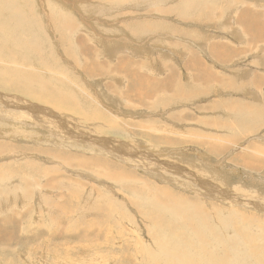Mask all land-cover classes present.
<instances>
[{
  "label": "rangeland",
  "instance_id": "rangeland-1",
  "mask_svg": "<svg viewBox=\"0 0 264 264\" xmlns=\"http://www.w3.org/2000/svg\"><path fill=\"white\" fill-rule=\"evenodd\" d=\"M28 1L42 18L40 28L32 27L39 33L23 35L15 48L0 40V190L6 195L0 213L14 209L21 223L0 224V264H155L151 256L163 246L177 248L168 254L191 256V264H209L219 253L206 252L214 244L235 253L227 240L203 242L211 232L205 224L215 229L218 216L227 225L240 223L236 251L246 246L249 263L264 264V200L249 198L254 204L246 200L249 207L239 210L188 189L200 188L193 182L199 180L177 171L190 161L200 174L210 172L209 180L229 184L233 200L243 187L264 189L263 169L238 161L246 154L264 165V90L257 87L260 76L252 82L264 77V46L235 28L244 14L142 16L125 9L130 5L99 14L94 5L101 0ZM245 4L261 9L252 17L264 13V0ZM15 5L0 0V14ZM61 8L69 23L56 17ZM225 42L231 43L227 58L215 49ZM124 56L125 77L116 69ZM133 72L154 84L170 77L172 88L129 94ZM243 80L250 86L240 88ZM206 142L225 149L210 152ZM166 159L173 160L169 167ZM167 188L183 201L167 207ZM147 198L158 200L156 206ZM197 205L198 214L191 211Z\"/></svg>",
  "mask_w": 264,
  "mask_h": 264
},
{
  "label": "bare ground",
  "instance_id": "bare-ground-1",
  "mask_svg": "<svg viewBox=\"0 0 264 264\" xmlns=\"http://www.w3.org/2000/svg\"><path fill=\"white\" fill-rule=\"evenodd\" d=\"M97 1V0H96ZM133 0H101L98 4H93L97 9H100V10H97L96 9V12L97 13H103V12H107V14H111V12L113 11L114 7L115 6H129L125 9H128V11H130L129 9H133L132 12H136V15L137 14H140L142 16H149L151 12H156V13H159V14H163L164 16H171V15H168V14H171V13H174L176 14L175 16L177 15H186V16H191V14H196V15H204V16H207L208 14H211V15H228V14H231L234 13V14H244L243 16H246V15H250L252 12H257L259 10H261L258 5L252 7L251 5H248V4H245V0H216V1H213L214 3H216L217 5H206V2L207 1H211V0H134L138 3H142L143 5H138V6H133L135 3H132ZM133 1V2H134ZM110 3L112 5H114L113 7H107V4L105 3ZM132 3V6H131V3ZM157 2L160 3V5H155L154 8H151L154 4H156ZM168 3V4H167ZM18 4V3H16ZM106 4V6H105ZM146 4V5H144ZM84 5V4H83ZM87 6V4H86ZM92 6V5H90ZM89 4H88V7H87V11H91V8L93 7H90ZM21 8H23L24 6L23 5H20ZM94 7V8H95ZM113 8V9H112ZM117 8V7H116ZM83 9H86L83 7ZM93 9V8H92ZM14 10H19L17 8H14ZM57 10V9H56ZM94 10V9H93ZM115 10V9H114ZM264 10V9H262ZM92 12V11H91ZM118 12V11H117ZM117 12H113L112 14L114 13H117ZM22 19H19L18 17H13V16H8L4 19H0V40H2L3 42H21L22 43V38H23V35L24 36H27V37H32L34 35H36L37 33V30L36 29H33L32 27L35 26V21L32 20L31 18L29 17H26L25 16V9H23V12H22ZM154 13V14H156ZM121 14H124V13H121ZM152 14V13H151ZM119 15V13H118ZM134 15V16H136ZM153 15V14H152ZM121 16V15H120ZM123 17H126L125 15H123ZM114 19V18H113ZM118 19V17L116 18ZM112 22V21H111ZM118 22V21H117ZM107 23V22H106ZM110 23V22H109ZM120 23V22H119ZM113 24V23H111ZM110 24V25H111ZM125 24V23H123ZM108 25V24H107ZM109 28H112L110 27ZM115 25L117 26V24L115 23ZM114 25V26H115ZM127 25V23L125 24V26ZM20 26V27H19ZM115 26V27H116ZM109 28L107 27V29L109 30ZM142 29V28H141ZM112 32V30H110ZM140 33V32H139ZM107 40V39H106ZM108 41V40H107ZM110 41V40H109ZM105 43V42H104ZM107 43V42H106ZM109 43V42H108ZM120 45V44H119ZM34 44L32 43H27L25 44L23 47H33ZM105 46V45H104ZM227 51L225 52H221L220 53V57H223V58H227ZM119 57H122L119 56ZM125 57V56H124ZM126 58V57H125ZM120 60V58H119ZM128 59H123L121 60L120 62L122 63V66H119V64H121L119 61L118 65H117V70L122 72V76L125 77V76H128L129 75V70H127V65H128ZM161 66V65H159ZM161 70V69H160ZM163 72V70H162ZM131 73V72H130ZM132 77H134L129 85L127 86L126 88V91L127 93H134L136 95H139L141 97H145V94L139 90V87H144L145 90L147 91H151V93H153L154 91L158 90V89H171L172 87L170 86L171 85V81H170V77H167V82L165 84H161V83H151L149 82L148 80H146V78H144V80L146 82H148V84H145V81L144 80H141L139 78H137L136 76V73L133 72L131 74ZM122 78V77H121ZM120 79V78H119ZM121 80V79H120ZM208 81V80H207ZM117 89V88H116ZM144 90V91H145ZM150 93V94H151ZM122 99V97H121ZM108 120V119H107ZM110 120V119H109ZM140 140V139H139ZM207 143V147H209V151L210 152H217V151H220L222 149H225L223 145H214V143H211V142H206ZM105 145V144H104ZM97 147H100V146H97ZM107 147V145H106ZM100 148H105V147H100ZM141 150V149H140ZM105 151V150H104ZM125 151V150H124ZM106 152H109L107 149H106ZM111 153V152H110ZM113 153V152H112ZM136 152L134 151V154ZM149 154V153H147ZM138 155V154H137ZM153 155V153L151 154ZM155 155V154H154ZM158 155V154H156ZM125 156V155H124ZM130 156V155H129ZM159 156V155H158ZM136 157V156H135ZM134 157V158H135ZM139 157V155H138ZM137 157V159H138ZM142 157H143V154H142ZM154 157H157V156H154ZM184 157V156H183ZM238 157L240 158L238 161H241L240 163L242 165H244L245 167H247L249 170L253 171L255 170L256 172V169H263L264 171V165L262 164V162L259 160V159H256L252 156H248V155H239L238 154ZM186 159V158H185ZM190 159V158H189ZM189 159L187 158V160L189 161ZM181 160V159H180ZM179 160V161H180ZM173 161V160H171ZM169 161V159H166L165 160V164L166 166L169 167V165H172V162ZM175 161V160H174ZM177 161V160H176ZM194 161L191 160V162ZM196 161V160H195ZM194 161V162H195ZM98 162H102V161H98ZM185 162V161H183ZM190 162V161H189ZM189 162H185L184 163H179L177 164V168H175V170L179 171V172H182V174H186L187 177L189 175H191V178H193L195 180L198 179V181H193V182H196L198 185H200V188H198L197 186L193 187V186H190L189 184V187L188 189L190 190H194L195 192L197 191L198 193L199 192H202L203 194L207 195V196H212V197H215L217 198L218 200H220L221 202H224L225 204H231V205H236L237 208L240 206L241 207H249V204L246 203V200H248V202L250 204H254L252 201L249 200V198H254V199H258L259 201H263L264 200V189H261L260 187H256L255 189H250V188H247V187H243L244 191H240V188L239 186H236L234 187L235 188V191L238 192L240 195L237 196L236 200H233L235 197L234 195H231L230 193H234V191H227L225 190V185H229L227 183H225L224 181L221 182V184L219 183H216L217 181H221L220 179H218L216 176H214L213 178L216 180H209L208 179V176L210 175L208 172V175L207 174H200L199 171H195L194 170V167L191 166L189 164ZM152 164V163H151ZM163 164V163H162ZM164 164V165H165ZM197 164V163H196ZM195 164V165H196ZM199 164V163H198ZM105 165V163L103 164ZM157 165V164H156ZM176 166V164H174ZM182 165V166H180ZM183 166H186V167H189L190 171H195L198 176H194L192 175L191 172L187 171L185 168H183ZM197 167V165H196ZM201 167V166H199ZM198 167V168H199ZM166 169V168H165ZM103 169H100L99 171H101ZM260 170V171H261ZM163 171V170H162ZM174 172V170H172ZM113 172V171H112ZM130 172V171H129ZM205 172V171H204ZM116 173V172H115ZM131 173V172H130ZM175 173V172H174ZM124 175V174H123ZM129 175V174H128ZM202 175H206L207 177H204ZM212 175V174H211ZM215 175V174H214ZM264 175V174H263ZM174 176V175H173ZM125 177V176H124ZM135 177V176H134ZM184 177V176H183ZM211 177V176H210ZM217 178V179H216ZM132 179V178H131ZM118 180V179H117ZM176 181V180H175ZM179 181V180H178ZM120 182V181H119ZM177 182V181H176ZM125 183V181H124ZM129 183V182H127ZM180 183V182H179ZM150 184H152V182H150ZM177 184V183H176ZM231 184V183H230ZM123 185V184H122ZM138 185V184H137ZM153 185V184H152ZM151 185V186H152ZM150 186V187H151ZM205 187L207 188L208 190H205L203 189L202 187ZM158 188V186H157ZM163 188V187H162ZM165 188V187H164ZM187 188V186L185 187ZM231 188V187H229ZM145 189V188H144ZM154 189V187H153ZM166 189V188H165ZM162 191V190H161ZM249 191H253L252 193H249ZM165 192V191H163ZM0 202L4 203L5 201V197L6 195H4V193L0 190ZM165 194V193H164ZM176 194L178 193H173V190H170L169 188H167L166 190V195H167V198L168 200L166 202H168L166 205L167 207H173V206H176L178 203L182 202L183 200L180 199ZM201 194V193H200ZM236 194V193H235ZM162 195V194H160ZM238 195V194H237ZM157 196V195H156ZM232 196L234 197L232 199ZM155 197V196H154ZM158 198V197H157ZM100 199V198H99ZM239 199V200H238ZM13 200V199H12ZM159 200V198H158ZM158 200H152L153 202H149L150 199L147 198L146 201H147V205L149 206H156ZM97 201V200H96ZM114 201V200H113ZM117 201V200H115ZM114 201V202H115ZM110 203V202H109ZM113 203V202H111ZM5 204V203H4ZM96 204V203H95ZM90 205V204H89ZM92 205V204H91ZM122 205V203H121ZM5 206V205H4ZM106 206V205H105ZM91 208V207H90ZM156 208V207H155ZM153 207V209H155ZM184 208V207H182ZM200 206L197 205L195 206V209H191V211L194 213H197V209H199ZM236 208V207H235ZM243 208L239 209V210H242ZM93 210V209H92ZM238 210V209H237ZM105 211V210H104ZM108 211V210H107ZM112 211V210H111ZM184 211V210H183ZM213 211V210H212ZM154 210H153V213L150 212V215H153L154 214ZM186 212V211H184ZM236 212V211H235ZM242 212H245V211H242ZM214 213V212H213ZM198 214V213H197ZM239 214V213H238ZM243 214V213H242ZM105 215V214H103ZM176 214H173L171 213V216H175ZM244 215V214H243ZM183 212L181 211V216L179 217H183ZM197 216V215H196ZM209 216V215H208ZM186 217L188 218L189 217V213L186 214ZM214 217V216H213ZM230 219L229 220H235V221H238L236 217H234L233 215H229ZM239 217H242L239 215ZM217 218V217H216ZM184 219V217H183ZM203 219V218H202ZM206 219V217H205ZM214 219V218H213ZM218 219L220 220V222H218V224H214V228L215 229H211V226H208V223L205 224L206 226V229L207 231H211L210 234L208 235L207 233L205 234V240H203L204 243H213L214 244V241L215 240H227L228 241V244L234 248V254L233 255H229L231 252L229 250V248L226 246L227 244H223V246H217L216 244L213 245V249H206V252L210 253V257H214V253L216 252V250L219 251V253L217 255H215L214 259L212 260L211 259V262L209 264H224L226 262H228L229 264H250L249 262V257H253L252 256H247L248 253H250V250L244 246V247H240L238 248V250L236 251V248L238 246V244L240 243V240L239 237L241 235V231H242V228L240 226V223L237 222V224H233L231 223V225H227L226 223H224V218L218 216ZM246 219V218H245ZM204 222V221H203ZM212 222V221H211ZM222 228H221V227ZM174 227H176V225H174ZM167 230H172V228H169L167 227ZM264 231V230H263ZM198 233V232H197ZM199 234V233H198ZM180 235V234H179ZM197 235V234H196ZM245 235V234H244ZM263 235V234H262ZM249 236V235H248ZM196 237V236H195ZM249 238V237H247ZM196 239H201V235L200 236H197ZM243 239V238H242ZM255 239V238H254ZM245 240V239H244ZM201 241V240H200ZM212 241V242H211ZM234 241V242H233ZM251 241V240H250ZM169 242V241H168ZM245 242V241H244ZM247 242V241H246ZM244 244V243H243ZM248 244V243H247ZM212 245V244H211ZM240 245V244H239ZM154 246V245H153ZM157 246V245H155ZM241 246V245H240ZM248 246V245H247ZM174 249H177L175 248L174 246H163L161 249H158V250H161L160 252H158V254L162 257H160L157 253L154 255L151 256V261L154 262L155 264H178L177 262H181V263H185V264H191L192 263V257L191 256H186L185 258H182L181 256H174L172 254H168L167 251H174ZM180 250V249H179ZM257 251L260 253L259 250H256V252L254 254L257 253ZM230 252V253H229ZM189 254V253H188ZM237 255L236 259H234L233 257ZM207 257V256H206ZM161 258L163 259V262L161 261ZM207 260V259H205ZM222 260L224 261V263H222ZM177 261V262H176Z\"/></svg>",
  "mask_w": 264,
  "mask_h": 264
},
{
  "label": "crops",
  "instance_id": "crops-1",
  "mask_svg": "<svg viewBox=\"0 0 264 264\" xmlns=\"http://www.w3.org/2000/svg\"><path fill=\"white\" fill-rule=\"evenodd\" d=\"M2 1L18 3V4L15 5V8H17L19 10H14V11H11V12H7L4 9H2L1 10V14L6 12L7 15H9V16L18 17L19 19H22V14H23L22 12H23V9H25V13L24 14H25L26 17H29L32 20H34L35 23H36L35 25H37V27L40 28V26L42 25V18L37 13H35L34 7H32L30 1H28V0H2ZM20 5H23L24 7L21 8ZM62 9L63 8H61L60 9L61 12L58 13L59 16H56V17L67 18V21L69 23V16L70 15L66 14L65 16H63L62 14H64L66 11L64 9L62 11ZM257 14H259L260 16L252 17L251 14L250 15H246V16H240L239 17V24L236 25L237 27H235V28L239 27V29L241 30L242 33H244L246 35L247 34L249 35V40H250L249 43H251L253 45H257V44L261 45L262 44V46H264V13H257ZM39 31H40V29L37 30V33H39ZM11 44H13V45H11L12 48L16 47L15 43L11 42ZM230 45H231V43L225 42L222 46L220 45V46L215 47V49H223L224 51H226L227 50L226 46L230 47ZM18 48L22 49V46L21 47L18 46ZM233 50H236V49H233ZM263 51H264V48H263ZM224 60L227 61V59H224ZM250 72H253V70L250 71ZM213 75L215 76L214 72H213ZM258 76H260V79H259L257 87H261L262 86L263 90H264V84H263L264 83V77H263V75L261 73H259L253 79L252 82L254 83V86H255ZM229 81L237 82V80L232 79L230 76H229ZM249 83H251L249 80H245L244 83L241 82L240 83V88L243 89V87L245 85L246 86H250ZM243 106H244V104H240L238 106V111H240L243 108ZM246 107H247L246 108L247 110L251 108L250 106H248V104H246ZM37 215L41 216L39 213ZM18 217H19V212H18V216L16 217L14 209L13 210H8L6 208L4 212L0 213V224H10V223H12L13 225H16V223H20L19 220H18ZM20 225H21V223L19 224V226Z\"/></svg>",
  "mask_w": 264,
  "mask_h": 264
}]
</instances>
